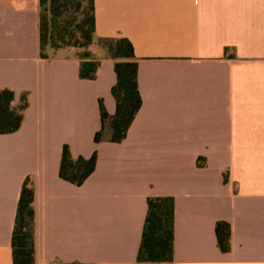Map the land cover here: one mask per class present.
I'll list each match as a JSON object with an SVG mask.
<instances>
[{"label":"crops","instance_id":"obj_1","mask_svg":"<svg viewBox=\"0 0 264 264\" xmlns=\"http://www.w3.org/2000/svg\"><path fill=\"white\" fill-rule=\"evenodd\" d=\"M39 6L0 0V87L29 100L0 133V264H14L27 177L35 264H139L150 196L174 198L173 264H264V0H95L94 79L79 75L83 48L41 57ZM123 37L142 105L123 141L95 142L99 100L117 106L116 60L98 42ZM65 143L97 151L82 185L59 175Z\"/></svg>","mask_w":264,"mask_h":264},{"label":"trees","instance_id":"obj_2","mask_svg":"<svg viewBox=\"0 0 264 264\" xmlns=\"http://www.w3.org/2000/svg\"><path fill=\"white\" fill-rule=\"evenodd\" d=\"M96 37L95 0H40L39 43L40 55L47 58L59 48H83L79 75L94 79L100 65L90 51ZM108 55L115 59L117 82L112 88L117 106L110 114L102 99L99 100L101 128L95 133V142H121L142 105L138 85V62L134 47L128 38L102 40ZM100 42V43H101ZM29 106L28 92L16 102L15 91L0 87V133L17 131ZM109 134V136H107ZM97 151L92 156L74 157L69 144L62 148L59 175L76 185H82L94 172ZM34 188L31 177L23 183L19 197L18 214L13 234L14 264H35L34 246ZM148 211L138 254L139 264H173L174 198L150 196ZM231 225L217 222L216 234L223 252L231 249Z\"/></svg>","mask_w":264,"mask_h":264},{"label":"rangeland","instance_id":"obj_3","mask_svg":"<svg viewBox=\"0 0 264 264\" xmlns=\"http://www.w3.org/2000/svg\"><path fill=\"white\" fill-rule=\"evenodd\" d=\"M101 46H103L104 48H105V50H106V53H107V55H108V51H107V49H106V46L104 45V44H102V42L100 43V42H98Z\"/></svg>","mask_w":264,"mask_h":264}]
</instances>
